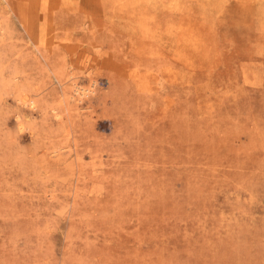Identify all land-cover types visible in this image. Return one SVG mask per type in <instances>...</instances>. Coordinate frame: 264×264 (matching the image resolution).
<instances>
[{
  "label": "rangeland",
  "instance_id": "rangeland-1",
  "mask_svg": "<svg viewBox=\"0 0 264 264\" xmlns=\"http://www.w3.org/2000/svg\"><path fill=\"white\" fill-rule=\"evenodd\" d=\"M0 264H264V0H0Z\"/></svg>",
  "mask_w": 264,
  "mask_h": 264
},
{
  "label": "bare ground",
  "instance_id": "bare-ground-1",
  "mask_svg": "<svg viewBox=\"0 0 264 264\" xmlns=\"http://www.w3.org/2000/svg\"><path fill=\"white\" fill-rule=\"evenodd\" d=\"M73 92H76L80 98H84V97L88 96L90 93H92L93 90L88 88V87H81L80 85H78V86L74 87ZM74 97L76 98L75 95H74Z\"/></svg>",
  "mask_w": 264,
  "mask_h": 264
}]
</instances>
